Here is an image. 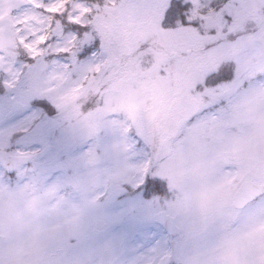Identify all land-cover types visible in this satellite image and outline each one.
<instances>
[{"label":"snow or ice","instance_id":"obj_1","mask_svg":"<svg viewBox=\"0 0 264 264\" xmlns=\"http://www.w3.org/2000/svg\"><path fill=\"white\" fill-rule=\"evenodd\" d=\"M160 7L161 0H27L14 19L0 18V184H25L36 172L50 183L95 180L89 199L98 204L103 185L116 184L105 213L162 230L150 244L126 246L117 264H260L264 247L250 234L264 225V38L214 71L189 56L188 87L156 115L124 102L138 79L125 61L146 47L150 17L162 33L190 29V50L217 28L236 45L264 30V3L235 32L237 16L256 7L248 0H211L200 16L219 19L206 32L203 19H190L191 0H170L162 16ZM253 91L249 117L245 95ZM53 140L59 151L50 166ZM227 185L238 186L240 224L226 230L200 210ZM69 245L73 264L86 238Z\"/></svg>","mask_w":264,"mask_h":264},{"label":"rangeland","instance_id":"obj_2","mask_svg":"<svg viewBox=\"0 0 264 264\" xmlns=\"http://www.w3.org/2000/svg\"><path fill=\"white\" fill-rule=\"evenodd\" d=\"M26 2L27 0H0V18L14 19L18 12L22 11L21 5ZM120 2L124 3L125 0ZM169 2L170 0H161V16ZM210 2L211 0H191L193 9L190 19H203L205 23L202 27L205 32L208 28L217 26L219 19L212 13L201 18L200 10ZM248 2L256 7L242 11L230 31L242 30L246 24L251 23L264 0ZM158 21V17L149 18L148 23L152 31L146 38V47L143 51L137 50L125 61L138 77L136 86L130 89L129 98L124 102L125 106L132 111L142 107L152 115L161 111L165 99H174L188 87L192 74L185 67V62L189 56L209 60L214 71L219 63L234 59L241 47H251L258 39L264 38V30H260L257 36H247L233 45L227 42V38L217 28L215 37L205 36L199 45L190 50L194 36L190 29L178 26L175 33H162ZM169 36L175 38L169 39ZM161 70L166 76L161 77ZM255 95V91L245 95L249 117L253 114L254 107L248 97ZM4 112V107L0 106V117ZM58 151V146L53 140L51 150L45 158L50 166L55 165ZM66 158L60 155L61 160ZM96 185L95 180L85 183L76 177L50 183L39 172L30 175L25 184H0V233H7L9 237V244L7 238L5 242L7 253L13 250L10 264H67L66 253L70 247L69 240L73 238L78 243L86 238V246L72 258L73 264H117L126 246L150 244L162 238V230L158 225L130 220L120 223L109 217L104 209L108 207L118 186L110 182L104 184V203L98 204L89 199V194L94 191ZM237 187L224 186L212 201L200 210V214L220 220L226 230L236 227L240 224V218L238 211L232 208L231 196ZM150 211L146 210L145 214L150 215ZM99 219L106 223V231L105 227L95 229L94 224ZM100 231L102 234L99 237H86L89 233ZM250 235L264 247V225H258ZM133 250L132 247H127V251ZM5 257L3 254V263ZM259 260L260 264H264V256H260Z\"/></svg>","mask_w":264,"mask_h":264},{"label":"flooded vegetation","instance_id":"obj_3","mask_svg":"<svg viewBox=\"0 0 264 264\" xmlns=\"http://www.w3.org/2000/svg\"><path fill=\"white\" fill-rule=\"evenodd\" d=\"M3 244L4 245H3V247H2V249L0 251V264H4L3 263V254L6 255V257H5V264H8V263L10 264L11 258L13 257V250L11 252L7 253L6 245L9 244V242L6 244L5 239H4V243ZM11 245H12V243H10V247H11Z\"/></svg>","mask_w":264,"mask_h":264},{"label":"water","instance_id":"obj_4","mask_svg":"<svg viewBox=\"0 0 264 264\" xmlns=\"http://www.w3.org/2000/svg\"><path fill=\"white\" fill-rule=\"evenodd\" d=\"M237 190V189H236ZM237 192V191H236ZM236 192L233 194V196H232V206H233V208L234 209H236L235 207H234V205H235V195H236ZM237 210V209H236ZM104 226V222L102 221V220H99V221H97L96 223H95V228L96 229H99V228H102Z\"/></svg>","mask_w":264,"mask_h":264}]
</instances>
